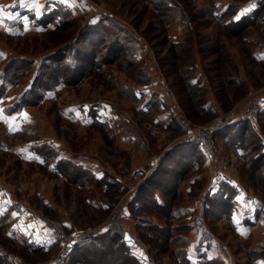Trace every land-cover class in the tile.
I'll return each instance as SVG.
<instances>
[{
    "label": "rangeland",
    "instance_id": "1",
    "mask_svg": "<svg viewBox=\"0 0 264 264\" xmlns=\"http://www.w3.org/2000/svg\"><path fill=\"white\" fill-rule=\"evenodd\" d=\"M53 1L72 9L66 18L71 21L59 30L35 32L44 30L37 19L46 0H0V87L7 90L0 98V248L7 262L84 264L86 258L91 264H118L126 252L109 242L118 227L146 264L151 256L155 264H182L178 250L189 240L194 255L221 253L229 263L264 264L251 258L253 252L264 253V60L254 58L264 57V4L258 24L244 20L229 28L210 8L215 3H221L218 10L240 5L238 19L257 0H173L178 10L167 0ZM99 20L97 30L87 29ZM20 32L26 34L15 36ZM58 42L63 45L53 46ZM67 43L86 56L111 52V59L99 72L84 62V75L78 82L66 76L68 85L57 99L43 98L23 113L6 114L4 109L39 69L31 61L16 77L19 66L9 68L10 60L61 58ZM68 56L78 59L73 51ZM40 69L46 72V67ZM190 75L199 81L190 84ZM39 78L34 94L43 83L56 82ZM128 84L144 89L145 99L132 101ZM153 91L162 104L147 109ZM86 101L106 102L98 113L109 130L82 124L89 105L81 111L76 104ZM249 103L252 113L237 119ZM63 104L81 122L63 118ZM205 104L210 110L202 109ZM44 140L78 155L98 176L100 168L105 170L106 183L72 181L94 177L77 163H65L62 173H52L31 162L43 160L31 148ZM250 156L259 157L260 166L254 168ZM115 178L120 184L106 187ZM208 183L212 188L206 196ZM135 194L140 208L132 205ZM157 201L166 207L157 208ZM169 205L172 211L166 216ZM224 205L231 208L235 229ZM6 228L31 248L9 238ZM108 228L113 232L101 240L98 236L109 234ZM4 258L0 255V264H8Z\"/></svg>",
    "mask_w": 264,
    "mask_h": 264
},
{
    "label": "trees",
    "instance_id": "2",
    "mask_svg": "<svg viewBox=\"0 0 264 264\" xmlns=\"http://www.w3.org/2000/svg\"><path fill=\"white\" fill-rule=\"evenodd\" d=\"M16 4H18V0ZM46 5H45V11L41 12V16L39 17V20L37 19L38 22L42 23L43 29L44 30H37L35 32H43L46 31L48 29L51 30H59L60 28L63 27V25H65L66 23L70 22L71 20H67L69 18V14L71 12L72 9L68 10V7H65L61 2H57L56 4L54 3L53 0H46ZM164 2L166 0H163ZM170 2V4H173L174 8H177L178 10V2H174L173 0H167ZM20 2V1H19ZM163 3L161 1H156L155 4H160ZM177 3V4H176ZM263 4H264V0H257L255 7L253 8V10H251L248 14L246 15H242L240 18L236 19L235 15L239 12L240 9V5L237 4H226L227 6H223L224 10H218L219 7L221 6V3H215L214 7L210 8V12L215 13L214 18H216L217 20H220V23L224 26V27H234V26H238L239 24H241L244 20H248L247 23L249 22V24H258L261 20H263V18L259 17L261 11H263ZM51 5V6H50ZM233 5V6H232ZM13 10H18L17 6H13L12 8ZM176 10V9H175ZM227 15V19L223 20V16ZM35 17V15L33 16ZM67 18V19H66ZM179 18V17H178ZM251 22H250V21ZM253 21V22H252ZM264 21V20H263ZM101 21L99 20L97 22V24L91 25V23L87 24V29H93V30H97L100 27V23ZM8 33V32H6ZM8 34H13V33H8ZM24 34H26V32H20L18 34H15V36H24ZM63 45V43H53V46L55 45ZM69 43L65 44L67 47L64 48V52L62 53L61 58L59 57H55L54 55H49V57L44 56H38L36 58H34L33 60L31 59H23L21 57L15 58L10 60V64L8 65L9 68H13L14 66H19V69H23V70H19L17 71L16 77H19V73H21L22 71H26L27 68L30 67L31 61L33 63H37L39 64V69H36L35 74L32 78V81L30 82V85H28L27 87L21 89V92L17 95L16 100L9 105L8 107H6L4 109V112L8 115L14 113V112H21L23 113L24 110H29L30 107L34 104V103H38L39 101H42L44 99H57V94L58 92L60 93L62 90H64L65 87H67L68 85V81L65 79L66 76L70 75L73 77L71 79H73L74 81L72 82H78L76 80H79L85 73V70L83 68V64L84 62H90L92 63V66L94 68V72H99L101 70V65H106L107 63H109L111 57H109L110 55H112L111 52L108 53H103L101 55H97V53L92 52L91 54H89L88 56H86L84 53H82L80 50L77 49V47L73 44L68 45ZM64 45V46H65ZM61 51V49H59ZM74 52L78 59H75L73 56H68V54L70 52ZM60 56V55H59ZM64 56V57H63ZM254 58L257 61H263L264 57L262 54H256L254 55ZM80 62L75 60H79ZM63 60V61H61ZM84 60V61H81ZM38 61H41L40 63H38ZM64 63H66L67 65H64ZM69 66L73 67V72L72 73H68L70 72V68ZM40 67H46V72L42 74V70L40 69ZM13 73V72H12ZM49 76L50 79L56 81L55 83H53V85L48 86V84L43 83L42 85V89L44 92H41V88H39V92L36 94H34V91L37 87V82L40 79V76ZM194 77H197L196 75H190V79H189V83L190 84H196L199 81V77L196 78V80L194 79ZM9 83H11L9 81ZM23 86V85H22ZM140 87L135 86V85H127L126 86V92L127 94L131 95L132 101L138 102L141 100L145 99V95L146 92L144 91V89H138ZM49 92V93H48ZM52 92H54L53 94H51ZM7 93L6 87L1 86L0 87V98L5 96ZM48 93V95L46 96V94ZM154 94V96L152 98H150L148 101H146V107L145 108H151L154 107L158 104H162L160 102L159 97L157 96L156 91L152 92V95ZM44 98V99H43ZM85 104H88L89 106L87 107L88 109L86 110V116L85 118H83L82 124H84L86 127H99L102 128L104 130H109V124L106 120H102L100 119V115L98 113V107L100 105L105 106L104 104H106V102H102V101H96V102H84L81 104H76V106H78V108L81 110L85 107H83ZM29 108V109H27ZM139 109L141 111H145L147 109H143L141 107H139ZM203 110H210V108H208V106L205 104L204 106H202ZM82 111V110H81ZM59 113L61 114V116L65 119H67L69 122L71 123H75L76 121H80V117L76 118V113L74 112V110L69 109V105H64L62 107L59 108ZM72 116H75L72 117ZM81 122V121H80ZM59 144H55L53 143L52 140H44L41 144H33L32 145V150H35L41 157V159H43L42 161L39 160L36 161V158H33V160H29L31 162L34 163H38L41 165H44L47 167V169H49L52 173H62V170L64 171L63 168V164L68 163V165H72V163H77L79 166H82L83 168L87 169L91 172L93 179L89 178H75L74 180L71 178L72 181L77 182L79 185H100L104 182L102 179L106 176V172L105 170L101 169L102 174H100V176H98L97 174H95V172L93 171L92 168L90 167H84L83 166V162L79 161L81 159H79L78 155H74L72 152L70 153V151H68L67 149H62L61 147L58 146ZM21 156V154H19ZM253 156V155H252ZM263 157V156H262ZM250 156V161L252 163L250 164H254L256 168L257 166H260V158L258 157H254L252 158ZM260 159V160H259ZM44 161V162H43ZM76 161V162H75ZM254 161V162H253ZM198 162V161H197ZM190 163V161H189ZM190 165H192L190 163ZM111 177V176H110ZM117 180H113V182H107L106 187L109 186H117L120 184L121 180L118 178H115ZM211 183V182H210ZM210 183H208L209 185H207L206 187V196H208V194H210ZM212 188V187H210ZM150 193V192H149ZM138 194H135V196L133 198H131V202L132 205H137L135 207L140 208L143 205H141L140 201L138 200V198L136 197ZM153 197H155V193L152 192ZM157 208H162V207H166V203L164 202H160L157 201V203L155 204ZM217 205V204H215ZM229 205V204H228ZM227 207V205H224V210ZM167 212L165 213L166 216H170L169 212L171 210V206H167V208L165 209ZM172 211V210H171ZM227 219L230 221V225L232 226L233 229H235L236 225L233 222V220L231 219V215L232 212L231 208L229 210H227ZM2 216L0 215V221L2 220ZM244 224L245 225H249L248 223V219H244ZM11 229L7 230L6 228V235L9 238H12L16 241V243L19 244H23V246H26L28 248H31V244L27 241H25L24 239H19L16 235H12V233H9ZM238 230V229H237ZM110 231V228H108L105 232ZM115 233H112V238L109 240L110 243H113L114 245H116V249L118 248V250L120 251V249L125 250L126 255H122L120 257V261L118 264H146L145 261L142 258H139L138 255H136L133 251L132 248L129 247V244L131 243L130 240H127L125 237V232L121 233L120 228H116L115 229ZM111 232H113V230H111L110 232H108L109 234H104L102 233L101 235H99L98 237L101 240H106V238L108 236H110ZM129 232V231H128ZM134 234V235H133ZM131 236L132 239H137V236H135V233L132 232V234H129ZM183 236H181V240L184 241L185 239H182ZM185 238H187L185 236ZM100 240V241H101ZM176 240V239H175ZM179 240V242L181 241ZM99 242V241H98ZM185 245H181V247H179V254H178V259L179 262H181L182 264H238L237 261H231V263H229L224 255L220 254H216L215 256H209L206 252H199L197 253V255H194V253L192 254L191 251L188 249V245L190 244V240L187 242ZM27 244V245H25ZM30 245V246H29ZM36 247V248H35ZM33 247V249L35 250H41V251H47V249H44L43 246H35ZM112 248V247H111ZM113 249V248H112ZM111 251V249H110ZM112 251H114L115 253H117V251L115 249H113ZM148 254L150 251H148ZM0 255H4L5 258L3 259L4 263H8L7 262V253L5 251H3L0 248ZM251 258L253 260H259L262 259L264 260V253L263 252H253V254H251ZM151 263L150 264H155V260L152 259L151 256ZM2 262V261H1ZM84 262V264H89L90 261H88L86 258L82 261ZM155 262V263H154ZM9 264V263H8ZM91 264V263H90ZM93 264V263H92ZM96 264V263H95Z\"/></svg>",
    "mask_w": 264,
    "mask_h": 264
},
{
    "label": "built area",
    "instance_id": "3",
    "mask_svg": "<svg viewBox=\"0 0 264 264\" xmlns=\"http://www.w3.org/2000/svg\"><path fill=\"white\" fill-rule=\"evenodd\" d=\"M252 113V106L250 105V103L246 106L245 110L241 111V113H238L237 119H246L250 114ZM215 127V126H214ZM214 127L212 129H214ZM211 130V129H210ZM191 133L193 132L191 129L189 130ZM194 133V132H193ZM195 135V134H193ZM206 147H209L207 144H205ZM64 256H61V259ZM61 260H58L57 264H62L60 263Z\"/></svg>",
    "mask_w": 264,
    "mask_h": 264
}]
</instances>
